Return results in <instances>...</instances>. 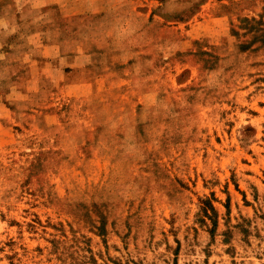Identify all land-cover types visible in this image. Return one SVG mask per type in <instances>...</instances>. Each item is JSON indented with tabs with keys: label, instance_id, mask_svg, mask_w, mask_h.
Masks as SVG:
<instances>
[{
	"label": "rangeland",
	"instance_id": "1",
	"mask_svg": "<svg viewBox=\"0 0 264 264\" xmlns=\"http://www.w3.org/2000/svg\"><path fill=\"white\" fill-rule=\"evenodd\" d=\"M44 1L0 0V264H264V0Z\"/></svg>",
	"mask_w": 264,
	"mask_h": 264
},
{
	"label": "crops",
	"instance_id": "2",
	"mask_svg": "<svg viewBox=\"0 0 264 264\" xmlns=\"http://www.w3.org/2000/svg\"><path fill=\"white\" fill-rule=\"evenodd\" d=\"M44 2L46 4V6H51V7H52L51 4L53 3L54 4L53 6H55L57 8H58V4L64 5V3H63L62 0H46ZM46 14H47V12H46ZM44 20H45V23H46V25H45L44 28L47 31L48 30H51V29H56L57 32H58V37H60V34H61V30L60 29H61V27H60V23L58 22V19L56 20L54 17L46 16V19H44ZM51 21H54L55 24H51ZM0 26H2V28H0V30H2V29L5 30L4 27H7L6 24L0 25ZM41 28H43V27L32 26L31 29H30V35H32V36H39V31L41 30ZM40 45L42 47V51L44 52L43 53V56H46L47 57L50 54L49 51L50 52L52 51L55 54L58 49L60 50V46L62 45V41L61 42L58 41V49L57 50H54V51H53L52 48L55 46V43L52 42V41L51 42H44V43H41ZM61 53H62V51L60 52V54Z\"/></svg>",
	"mask_w": 264,
	"mask_h": 264
}]
</instances>
